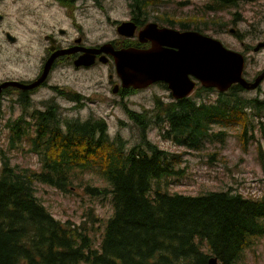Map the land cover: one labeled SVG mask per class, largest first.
Instances as JSON below:
<instances>
[{
	"label": "trees",
	"instance_id": "16d2710c",
	"mask_svg": "<svg viewBox=\"0 0 264 264\" xmlns=\"http://www.w3.org/2000/svg\"><path fill=\"white\" fill-rule=\"evenodd\" d=\"M249 1L207 0L205 9L218 12ZM193 29L206 28L195 23ZM244 91L239 84L223 92L199 86L177 101L156 98L152 113L125 107L138 132L130 147L118 133L109 135L103 118L60 121L47 111L33 124L35 132L26 135L22 121L13 120L10 144L29 136L40 168L1 158L0 264H208L211 257L218 264H237L264 237V196H245L231 187L170 192L167 185L181 175V154L158 147L147 133L154 125L174 145L199 151L225 140L219 128L239 125L245 145L254 138L264 99L246 97ZM85 170L111 186L113 212L98 242L84 223L55 218L35 193L37 183L69 191ZM99 189L86 187L96 194L104 191Z\"/></svg>",
	"mask_w": 264,
	"mask_h": 264
},
{
	"label": "rangeland",
	"instance_id": "374dc122",
	"mask_svg": "<svg viewBox=\"0 0 264 264\" xmlns=\"http://www.w3.org/2000/svg\"><path fill=\"white\" fill-rule=\"evenodd\" d=\"M6 1L9 3L13 1L15 5L12 4L4 10L7 15L6 22L0 26V29L12 23L19 28V40L29 41L32 35L26 25L28 20H25L24 27L19 23L21 20L18 21L19 8L27 9L25 3L28 0ZM30 1L38 18L37 40L53 26H61L65 28V36L69 38L83 32L89 41L103 43L118 36L116 26L111 25L110 19L123 22L129 14L127 0H101L100 8L71 5L67 9V17L49 0ZM17 2L21 4L18 5ZM153 2L156 4L153 9L157 10L158 14L164 12L168 18L179 17L184 22L188 19L194 20L197 27L205 25L203 34L219 40L227 48L242 53L245 57L244 69L247 78H254L264 69V48L253 50L259 42H264V0L243 3L238 7L212 13L205 9L207 0H153ZM154 12L151 11L150 15L154 16ZM29 23L32 27V23ZM15 53L13 50L10 53L5 49L0 50V77L14 72H27L31 75L38 66L39 52L33 53L30 59L25 58L19 63L17 61L25 55L22 53L17 56ZM62 67H65L63 74L53 72L50 81L67 83L72 91L93 94L94 99L85 106L73 105L68 101L62 110L64 116L67 119L74 117L84 119L89 115L103 118L107 123L109 135L114 136L118 133L126 140L127 147L137 142L138 132L133 122L128 119L125 107L137 112L152 113L156 98L165 102L170 101L167 99V90L157 83L122 98L113 93L111 95L109 91L111 85L107 81L108 73H112L113 79L117 80L112 63H99L82 72H76L70 67ZM241 93L246 97L264 99V79L256 89ZM50 94V91L44 89L41 95L37 94L35 98L38 101L48 98ZM214 96L215 94L211 93L209 97L212 99ZM37 101L33 108L41 107ZM259 113L262 117L257 118L260 121L257 122V128L253 132L254 138L245 145L239 140L240 126L232 125L219 128L226 133L222 143L208 144L199 151L176 146L170 140L164 139L157 127L149 126L147 135L153 143L162 149L181 154V175L172 180L167 185V189L170 192L197 194L231 187L245 196L258 198L264 196V108ZM20 114H22L20 106L0 99V168L1 158L4 156L12 165L38 170L40 163L37 155L29 150V136L24 137L21 142L10 144L12 132L9 124ZM19 125L24 129L26 123L21 122ZM87 185L98 186L99 190L104 189V191L96 194L86 190ZM110 187L109 182L102 179L95 171L85 170L78 175L74 184L69 186V191H61L49 184L37 183L35 193L55 218L61 221L84 223L92 229L91 236L98 242L113 212L112 194L107 193ZM237 264H264V237L255 240L251 247L244 251L242 259Z\"/></svg>",
	"mask_w": 264,
	"mask_h": 264
},
{
	"label": "flooded vegetation",
	"instance_id": "af4514ba",
	"mask_svg": "<svg viewBox=\"0 0 264 264\" xmlns=\"http://www.w3.org/2000/svg\"><path fill=\"white\" fill-rule=\"evenodd\" d=\"M16 1L26 2V0H16ZM148 1L153 2V0H142L141 3H134L133 0H127L129 14L125 21H129L133 24V32L131 35L126 36L119 34L117 32V26L122 21H118L116 19L112 21V19L107 17V19H110L111 25L116 26L115 30L118 33V36L103 43L89 41L87 35L83 32L78 33L76 36H73L72 38H69L65 36L66 34L65 28H62L61 26L58 27L53 26L50 30L43 33L39 38V40H37L36 24L38 23V18H37L36 10L33 9L32 7L33 3L30 0H28L25 3V5H27L25 8L27 9L22 10L19 8L18 21L21 20L19 21V23L22 24L21 27H24L25 20H28L26 21V25H28V28L30 30V35H32V39H29V41L27 42L19 40L20 38L19 28L15 27V25H13L12 23H8L4 28L0 29V50L5 49L7 50L8 53H10L11 50H13L16 52L15 55L17 56H20L23 53L25 57L20 58L17 61V63L21 62V60H25V58L30 59L33 53L36 54L37 52H39V56H40L38 61L39 63L31 75H28L27 72L24 73L14 72V73L5 74L3 77H0V85L4 82H9V81H17L23 83L24 85L31 84L40 77L44 65L47 59L49 58V56L52 53L60 52L59 55H57L51 62L49 72L46 78L39 85H36L35 87H31V88H23V87L8 85L0 88V99L6 100L8 103H12L22 108V114H20L15 120H20L26 123L23 134L26 135V133H30V134L34 133L35 128L33 124L38 120V116H40L43 113H46L47 111H51L53 117H55L56 120H60V121L66 120L67 117L64 116L62 110L65 108L66 103H68V101L72 102L73 105L79 104L81 106H85L86 104L92 103L94 101L93 94L74 92L72 91V88L68 87L67 83H59V82L54 83L50 81V77L53 72H59L60 75L63 74L65 67L62 66L70 67L72 70L76 72L79 71L82 72L85 70H89L95 67L97 64L101 63L99 61V58L104 54L103 52L95 54L94 57L95 61L92 65L76 66L74 64V61L78 57L83 55L87 49H97L101 46V44L104 43H110L114 49L149 48L151 46V41L149 39L140 41L138 36L139 31H141L149 23H155L157 28L166 27L170 29H176L179 31L194 30L193 29L195 27L194 20L191 21L190 19H188L187 22H184L183 19L179 17L168 18L167 14L164 12L158 14L157 10L153 9L154 5L156 4L154 2L148 4ZM256 1L258 0L241 2L238 3V5L235 7H238L240 4L243 3H252ZM49 2L52 5H54L56 9L59 8V11H62L65 17L68 16L67 9L68 6L71 5L73 6L85 5L91 8H100L102 5L101 0H49ZM145 2H147L148 4L147 6L149 7H144ZM12 4H14L13 1H10L9 3L6 0H0V26H2L6 22L7 15L4 12V10L10 7ZM16 4L20 5L21 2H17ZM151 11H155L154 16H152L153 14L150 15ZM105 19H106V15H105ZM179 20L183 21L182 25L180 24L178 25ZM29 22L32 23V27H30ZM169 22H173V24ZM104 56H106L107 61L102 64L112 63L114 67L112 56L109 54H105ZM242 75L248 81H253L254 78L257 76L255 75L254 78L252 79L247 78L245 76L244 68ZM107 79H108L107 80L108 84L111 85V88L109 87V91L111 95L113 93L120 96L121 98L123 96H128L129 94L132 95L135 92L144 89V88L137 89L132 86L123 87L118 77L117 80L113 79L112 73H108ZM112 83H113V88H112ZM156 83L162 86L165 90H167L168 93L167 99H170V101H177L183 98L191 97L196 92V89L199 86H202L200 82L195 81V86L192 92L188 94L186 97L177 99L171 95L170 90L167 88V85L164 82H156ZM44 89L51 92L50 96L48 98H42L37 101L35 98L36 95L37 94L41 95V92ZM113 89H116V93L112 91ZM36 101L41 107L33 108ZM94 118L95 117H93L92 115H89L84 119H81L79 117H74L72 119L85 120V119H94ZM27 125H29L30 127H28Z\"/></svg>",
	"mask_w": 264,
	"mask_h": 264
},
{
	"label": "water",
	"instance_id": "95a60500",
	"mask_svg": "<svg viewBox=\"0 0 264 264\" xmlns=\"http://www.w3.org/2000/svg\"><path fill=\"white\" fill-rule=\"evenodd\" d=\"M117 32L131 35L133 24L123 21L118 24ZM138 36L140 41L149 39L151 46L146 49H114L110 43H104L97 49H87L74 64L90 66L95 61V54L101 52L104 54L99 61L105 63L107 58L104 55L109 54L113 59L115 74L123 87L142 89L156 82H164L171 95L177 99L190 94L195 81L205 88L223 92L233 84H239L245 90H254L264 79L263 69L253 81L246 80L242 75L245 63L243 54L198 31L157 28L155 23H149L139 31ZM261 47H264V42H259L253 50L257 51ZM59 53L49 56L40 77L31 84L9 81L2 83L0 88L8 85L31 88L39 85ZM112 91L116 93V89ZM208 264L218 263L215 257H211Z\"/></svg>",
	"mask_w": 264,
	"mask_h": 264
}]
</instances>
